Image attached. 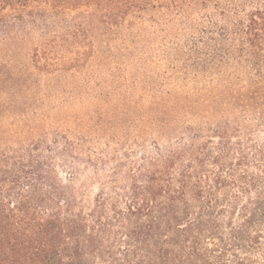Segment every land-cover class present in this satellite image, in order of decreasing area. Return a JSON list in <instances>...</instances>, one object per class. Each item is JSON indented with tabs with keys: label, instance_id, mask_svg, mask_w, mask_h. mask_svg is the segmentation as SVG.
<instances>
[{
	"label": "trees",
	"instance_id": "obj_1",
	"mask_svg": "<svg viewBox=\"0 0 264 264\" xmlns=\"http://www.w3.org/2000/svg\"><path fill=\"white\" fill-rule=\"evenodd\" d=\"M160 13L195 41L224 38L246 71L151 86L118 135L51 124L43 77L81 71L96 28L133 42ZM230 14L220 0H0V264H264V4Z\"/></svg>",
	"mask_w": 264,
	"mask_h": 264
},
{
	"label": "rangeland",
	"instance_id": "obj_2",
	"mask_svg": "<svg viewBox=\"0 0 264 264\" xmlns=\"http://www.w3.org/2000/svg\"><path fill=\"white\" fill-rule=\"evenodd\" d=\"M220 1L223 6H230L234 20L241 21L250 10L264 4V0ZM177 18L181 20L183 15L147 16L143 20L144 30L140 35L138 31L133 34V42L129 40L131 28H96L92 32L96 54L81 71L54 79L43 77L46 89L43 87L42 92L48 90L51 95L45 104L50 123L56 126L64 122L68 127L80 123L82 130L102 124L100 133L106 129L105 133L118 135L131 125L127 121L129 102L136 95L148 94L151 86L162 90L198 88L208 85L209 79L220 72L246 71L242 64L235 65L234 56L239 53L231 54L228 48L233 46L224 38L220 37L222 40L216 44L208 39L195 41L193 33L181 26ZM216 59L219 61L214 63ZM62 175L65 176L64 171Z\"/></svg>",
	"mask_w": 264,
	"mask_h": 264
}]
</instances>
